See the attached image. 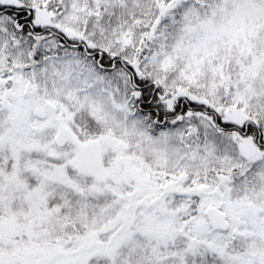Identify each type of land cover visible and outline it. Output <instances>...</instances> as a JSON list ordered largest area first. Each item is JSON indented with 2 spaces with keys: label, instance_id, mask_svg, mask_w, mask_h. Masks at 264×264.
Returning a JSON list of instances; mask_svg holds the SVG:
<instances>
[{
  "label": "snow or ice",
  "instance_id": "snow-or-ice-1",
  "mask_svg": "<svg viewBox=\"0 0 264 264\" xmlns=\"http://www.w3.org/2000/svg\"><path fill=\"white\" fill-rule=\"evenodd\" d=\"M0 264H264V0H0Z\"/></svg>",
  "mask_w": 264,
  "mask_h": 264
}]
</instances>
